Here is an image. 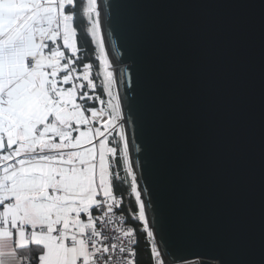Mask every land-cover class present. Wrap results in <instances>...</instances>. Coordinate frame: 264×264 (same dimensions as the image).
Segmentation results:
<instances>
[{"label": "snow or ice", "instance_id": "snow-or-ice-1", "mask_svg": "<svg viewBox=\"0 0 264 264\" xmlns=\"http://www.w3.org/2000/svg\"><path fill=\"white\" fill-rule=\"evenodd\" d=\"M123 7L0 0V264H250L244 25L223 47L182 31L191 139L225 226L217 247L170 254L163 225L187 197L156 126L153 21Z\"/></svg>", "mask_w": 264, "mask_h": 264}, {"label": "water", "instance_id": "water-1", "mask_svg": "<svg viewBox=\"0 0 264 264\" xmlns=\"http://www.w3.org/2000/svg\"><path fill=\"white\" fill-rule=\"evenodd\" d=\"M103 5L104 0H98ZM112 3V0H109ZM126 16L138 11L153 21L149 47L153 57L152 87L157 105V129L170 162L179 173L186 193V215L163 225L162 236L170 254L212 249L223 240L225 219L219 200L203 182L191 139L186 47L182 31L203 30L206 42L223 47L244 25V167L248 189L247 226L253 248L250 264L259 262L261 193L264 188V6L260 0H121ZM142 6L129 8L127 6ZM120 32H114L109 48L121 47ZM133 157L135 153L133 152ZM151 223V214H149Z\"/></svg>", "mask_w": 264, "mask_h": 264}, {"label": "trees", "instance_id": "trees-1", "mask_svg": "<svg viewBox=\"0 0 264 264\" xmlns=\"http://www.w3.org/2000/svg\"><path fill=\"white\" fill-rule=\"evenodd\" d=\"M83 43H84V38L83 37H81V44L83 45ZM146 257L144 258V264H146Z\"/></svg>", "mask_w": 264, "mask_h": 264}]
</instances>
